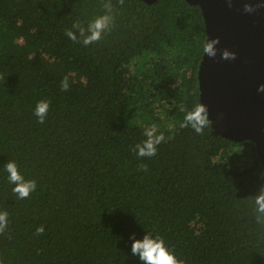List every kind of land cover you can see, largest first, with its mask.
<instances>
[{
	"label": "trees",
	"instance_id": "1",
	"mask_svg": "<svg viewBox=\"0 0 264 264\" xmlns=\"http://www.w3.org/2000/svg\"><path fill=\"white\" fill-rule=\"evenodd\" d=\"M112 3L114 27L86 47L65 31L79 37L72 25L103 15L101 0H0V264H143L130 237L146 233L185 264H264L255 145L182 127L200 104V8ZM146 130L164 139L139 158ZM9 161L37 182L29 198L12 193Z\"/></svg>",
	"mask_w": 264,
	"mask_h": 264
},
{
	"label": "water",
	"instance_id": "2",
	"mask_svg": "<svg viewBox=\"0 0 264 264\" xmlns=\"http://www.w3.org/2000/svg\"><path fill=\"white\" fill-rule=\"evenodd\" d=\"M184 1L200 8L205 43L219 40L214 57L203 52L197 71L199 101L208 110L212 134L252 142L264 168V92L258 91L264 85V0ZM246 4L255 11L245 12ZM225 50L236 58L223 59Z\"/></svg>",
	"mask_w": 264,
	"mask_h": 264
},
{
	"label": "clouds",
	"instance_id": "3",
	"mask_svg": "<svg viewBox=\"0 0 264 264\" xmlns=\"http://www.w3.org/2000/svg\"><path fill=\"white\" fill-rule=\"evenodd\" d=\"M104 14L97 16L91 20L85 28L80 23H74L73 29L78 30L79 37L76 32L66 30L65 35L74 43H81L84 46H89L93 43L99 42L105 33L111 32L115 24L114 6L112 0H101ZM119 5L124 4V0H117ZM259 7V5H258ZM245 12H253L255 9L250 5H245ZM219 40H213L211 43L208 41L203 46L204 54L209 57L215 56L213 45L218 43ZM222 58L225 60L235 59V53H230L225 50L222 53ZM61 91L69 90L68 76H65L60 85ZM258 91L264 92V85H261ZM50 104L47 101H39L34 109V115L37 117L38 123L43 124L48 115ZM211 124L208 118V110L203 104H196L192 110L186 111L183 117L182 127H190L197 134H203L206 127ZM145 136L147 137L142 143L135 145L133 152L139 158H151L157 154V146L163 141V135H156L154 130H146ZM141 171H147V165H139ZM5 171L8 173V182L14 187L12 193L21 200L27 199L36 191L37 182L35 180H25L18 170L14 161H9L4 165ZM255 203L258 206L257 212L264 214V191H262L256 198ZM8 226V213L0 212V234L5 232ZM44 233V227L40 226L36 229L37 235ZM133 240L131 245V252L133 255L138 256L143 264H185L174 254V250H169L165 245V241L160 236L153 237L152 233H146L142 240L135 239L133 235L130 237Z\"/></svg>",
	"mask_w": 264,
	"mask_h": 264
},
{
	"label": "rangeland",
	"instance_id": "4",
	"mask_svg": "<svg viewBox=\"0 0 264 264\" xmlns=\"http://www.w3.org/2000/svg\"><path fill=\"white\" fill-rule=\"evenodd\" d=\"M33 26H34V22H33ZM34 31H35V29H34Z\"/></svg>",
	"mask_w": 264,
	"mask_h": 264
}]
</instances>
